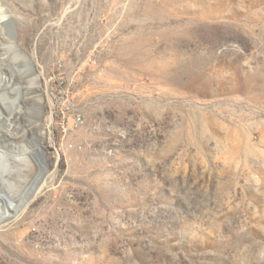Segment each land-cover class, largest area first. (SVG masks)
Returning <instances> with one entry per match:
<instances>
[{"label":"rangeland","instance_id":"rangeland-1","mask_svg":"<svg viewBox=\"0 0 264 264\" xmlns=\"http://www.w3.org/2000/svg\"><path fill=\"white\" fill-rule=\"evenodd\" d=\"M0 4L52 175L0 264H264V0Z\"/></svg>","mask_w":264,"mask_h":264},{"label":"bare ground","instance_id":"bare-ground-1","mask_svg":"<svg viewBox=\"0 0 264 264\" xmlns=\"http://www.w3.org/2000/svg\"><path fill=\"white\" fill-rule=\"evenodd\" d=\"M2 7L0 4V228L18 220L52 179L43 159L42 144L50 139V129L41 122L44 106L38 98L43 94H36L40 76L33 55L19 52L16 24ZM4 30L9 47H2ZM26 77L34 81L24 87ZM37 130L40 133L35 134Z\"/></svg>","mask_w":264,"mask_h":264},{"label":"built area","instance_id":"built-area-1","mask_svg":"<svg viewBox=\"0 0 264 264\" xmlns=\"http://www.w3.org/2000/svg\"><path fill=\"white\" fill-rule=\"evenodd\" d=\"M83 123H84V117L81 114H76L74 116V126L78 128L82 126Z\"/></svg>","mask_w":264,"mask_h":264}]
</instances>
